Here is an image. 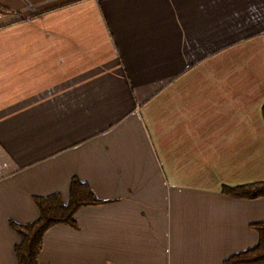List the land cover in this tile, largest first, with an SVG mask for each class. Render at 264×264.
<instances>
[{
	"label": "crops",
	"instance_id": "crops-1",
	"mask_svg": "<svg viewBox=\"0 0 264 264\" xmlns=\"http://www.w3.org/2000/svg\"><path fill=\"white\" fill-rule=\"evenodd\" d=\"M0 264L8 222L71 178L103 204L54 225L38 264H222L264 198V0H0ZM23 18V20H20Z\"/></svg>",
	"mask_w": 264,
	"mask_h": 264
},
{
	"label": "trees",
	"instance_id": "trees-1",
	"mask_svg": "<svg viewBox=\"0 0 264 264\" xmlns=\"http://www.w3.org/2000/svg\"><path fill=\"white\" fill-rule=\"evenodd\" d=\"M9 15L13 14L0 6V16ZM260 115L264 123V104ZM220 192L234 199L264 198V181L233 188L221 186ZM32 202L37 211V218L33 222L27 224L8 222L9 229L18 237V243L13 247L16 264H38L37 256L41 249V239L48 228L54 225L75 228L73 217L77 210L103 204L86 184L74 177L69 181L65 204L58 194L33 197ZM250 228L257 237L256 245L252 249L229 257L222 264H264V222L254 224Z\"/></svg>",
	"mask_w": 264,
	"mask_h": 264
}]
</instances>
